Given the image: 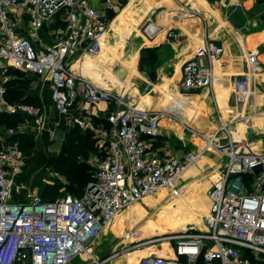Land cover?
I'll return each mask as SVG.
<instances>
[{"label":"built area","instance_id":"obj_1","mask_svg":"<svg viewBox=\"0 0 264 264\" xmlns=\"http://www.w3.org/2000/svg\"><path fill=\"white\" fill-rule=\"evenodd\" d=\"M91 1L0 0V112L32 114L41 128V108L9 100L7 82L11 69L49 77L56 110L66 115L83 97L87 104L75 118L76 125L104 141L93 179L80 196L66 192L45 199L17 181L24 156L19 141L8 138L21 132L25 124L6 129L0 141V264H73L130 205L161 190L168 197L182 194L181 176L202 153L189 152L181 159L156 146L164 111L135 105L74 71L79 56L100 49L110 21ZM59 19L66 22L65 27H56ZM223 51L222 45L207 39L203 51L184 62L181 90L210 86L214 78L211 62ZM247 60L249 69L256 70L258 51L252 50ZM251 85L248 76L234 80L237 100L249 94ZM102 101L115 107L107 115L108 125L96 126L93 108ZM218 131L211 132L213 142H205L202 149L216 150L221 171L207 190L210 202L202 216L203 228L188 224L173 233L141 238L121 246L120 251L114 248L103 260L91 255L94 264L112 262L129 250L157 243L173 245L166 254L152 250L142 255L137 264H264V151L241 150L237 144L242 141L235 144L229 131L228 141L221 143L216 140ZM202 136L208 140L209 135ZM17 194L23 198H15ZM132 234L127 230L124 238L130 240Z\"/></svg>","mask_w":264,"mask_h":264},{"label":"crops","instance_id":"obj_2","mask_svg":"<svg viewBox=\"0 0 264 264\" xmlns=\"http://www.w3.org/2000/svg\"><path fill=\"white\" fill-rule=\"evenodd\" d=\"M91 4L98 10L105 12L106 15L109 10H114L116 15L113 19H110L107 31L103 36L104 48L102 52L92 60L85 58V55L79 56L73 66L76 73L87 77L98 87L120 93L131 103L150 110L160 109L150 103L151 100L146 99L147 96L151 97L153 95L151 98H157L158 94H161L162 100H160V103L162 104L159 107L162 110L171 111L174 115L178 114L185 119L199 118L201 119L200 125H208V112L211 107L206 102L208 98L212 99L215 109L218 110L219 124L227 120L223 111L220 110L223 109L220 104L221 101H224L226 107H232L231 112H234L231 114L232 117L236 115V118L241 120L240 130L243 126L244 129L246 127L248 130L249 125H252V120L257 122L264 119V113L257 109V102L260 101H257V98L263 96L257 94L258 96L256 95L254 100L251 99L255 82H258L259 87L261 86V91L264 90V29H262L263 27L260 29L259 22L262 20L257 15V10L260 9L263 3L258 0H92ZM233 5H237L239 10L230 18L228 17V11ZM121 13H123L124 18L118 20ZM45 31L46 27L41 33L45 34ZM172 32L178 33V36L174 37ZM207 39L222 45L224 48L223 54L211 62L214 69L213 83L211 86L200 90V93H194L196 95L183 94L181 93L183 64L185 61L198 56V52L203 51ZM124 46L132 47L129 59L117 55V49ZM151 48L154 50L149 55H143L145 49ZM252 50L258 51L259 60L258 67L253 71L249 69L247 60L248 54ZM138 57H142V62H144L139 68L136 66ZM77 61L81 64H89L91 68L102 73L103 78H95L85 73L82 66L75 67ZM116 61L121 64L117 71L107 65L115 64ZM121 67L126 70L123 79L118 78L116 75ZM25 74L30 79L29 86L24 90L25 95L30 96L38 104L35 106L41 108L43 124L41 128H38L35 116L23 113V123L25 125H22L21 133L33 137L36 154H38L36 160L40 159L42 162L59 154L64 139L75 127H79L76 125L75 118L81 115L82 108L87 102L83 97H79L71 106L68 114H60L51 98L52 82L50 78L29 72H25ZM108 75L116 76L120 83L116 84ZM244 76L251 79V91L241 101L236 98L233 104L232 98L235 95L234 80ZM145 86V92L141 93ZM114 107V104L103 101L94 105L93 120L97 119V122L94 120L95 125L105 124L104 120H107L109 111ZM252 107L255 110L252 111ZM240 134L242 133L240 132ZM3 138L4 136H0V141ZM94 138L99 141L102 140ZM57 139H60V142L58 148L54 149L52 148L53 143ZM223 139L221 138L219 142L225 141ZM199 140L202 141L201 138ZM103 143L101 142V145ZM163 150L181 159L190 152H181L172 149L170 146ZM210 150L212 152L209 151V148L202 151V147H199L201 154L207 151L212 153L210 158L216 164L218 154L216 150ZM201 159H198L200 164L203 162ZM191 165L186 169L187 171L185 170L184 176H181L180 181L183 184L184 181L190 180L189 178L196 174L195 163ZM42 179L41 169L35 164L28 166V163L24 160L23 171L18 175L17 181L42 193L45 185H47L42 183ZM193 182L199 183V181ZM210 182L211 180L207 181L204 177L200 180V183L204 184L203 188L208 187ZM15 198L22 199L23 195L17 194ZM206 198L205 208L200 213L208 210L210 200L207 192ZM171 215L173 214L171 213ZM197 218L193 222L201 219V217ZM175 219V221H179L182 217L178 216ZM99 242L95 245L96 247L101 246ZM148 252L150 251L137 250L132 254L138 257L141 253L143 255ZM155 252L166 254L167 250H156ZM81 256L76 260L84 262L85 258L81 261Z\"/></svg>","mask_w":264,"mask_h":264},{"label":"rangeland","instance_id":"obj_3","mask_svg":"<svg viewBox=\"0 0 264 264\" xmlns=\"http://www.w3.org/2000/svg\"><path fill=\"white\" fill-rule=\"evenodd\" d=\"M264 1V0H263ZM264 6V4L262 5ZM232 8L228 11V17H232L233 14L238 12L239 7H236V5L231 6ZM260 10H263L262 8L257 10V15L260 16L261 20L259 23L260 29H264V19L260 15ZM263 14V13H262ZM227 17V18H228ZM229 18V19H230ZM23 29L25 31V34L27 33V26L26 22H22ZM108 41V40H107ZM108 50V49H107ZM135 51V49H133ZM99 51V50H98ZM107 52V51H106ZM132 47L131 46H124L117 49V55L121 56L122 58L131 57ZM146 54V52H143V55ZM142 56V54H141ZM120 62L116 61L115 64H107L110 68L113 70H116L120 67ZM137 68L144 63L142 62V57L137 58ZM143 65V64H142ZM120 79H123V77L118 76ZM212 85V84H211ZM210 85V86H211ZM261 85V84H260ZM146 86L141 90V93L145 92ZM254 92L252 93L251 99L254 100L257 94L263 96L258 97L257 102L258 106L257 109H259L261 112L264 113V90L261 91V86L259 87L258 82H255L254 84ZM200 90L197 91H191V92H184L181 90V93L183 94H194V93H200ZM202 92V91H201ZM151 94V93H150ZM161 94H158V97L151 98L150 96H147L146 99L151 100L150 103H152L154 106H156L157 109L162 110L159 105L160 100H162ZM196 95V94H194ZM258 96V95H257ZM232 103L234 104L236 101V95H233ZM164 100V99H163ZM206 102L211 106L210 110L208 112L209 118H208V125H200L199 118H183L178 114H173V112L164 111V116L161 119L162 122V129L161 133L156 141V144L158 143V147H161L162 149H165L167 146H170L172 149H177L179 151L183 152H193V151H199V147L205 148V138H203V134L210 135L212 130L216 131L219 129V133L217 135V141H219L221 138H224L223 143L228 141L229 134L232 135V139L234 140V143H242L237 144L241 150L245 151H264V119L261 121H253L252 125L250 124L248 127V130L242 127L240 130L239 124L241 123V120L239 118H236V115L231 116L234 112L231 108H227L226 110L220 109L223 111L224 116L227 118L226 121H222L221 123L226 122V126L222 127L223 124L218 123V114L217 109H215V105L212 101V99L208 98ZM253 103L251 104V106ZM255 110V108L252 107V111ZM222 113V112H221ZM184 114V111H183ZM218 115V116H217ZM221 117V116H220ZM219 117V118H220ZM240 117V115H239ZM256 122V123H254ZM261 123V124H260ZM204 124V123H203ZM242 124V123H241ZM259 124V125H257ZM220 125V126H219ZM218 127V128H217ZM7 127L3 121L0 119V136L5 135ZM215 128H217L215 130ZM227 129V130H226ZM201 131V132H200ZM203 131V132H202ZM240 132L242 134H240ZM240 135H239V134ZM198 134V135H197ZM70 134H68L69 136ZM67 136V137H68ZM73 138V143L75 144L74 151L77 154V158L79 162L83 163L85 167H89L91 171L94 173L95 169V162H96V156L101 152V150L104 147L101 145V142L97 139L94 140L93 147L94 148H88L86 147V140L83 137L81 131L79 130L78 133H75L71 136ZM198 137V138H197ZM196 138V139H195ZM199 138L202 139V141L199 140ZM60 142V139H57L53 144L54 146L52 148H58V144ZM253 143V144H252ZM236 144V143H235ZM205 145V146H204ZM22 153L24 156V160L28 163V166H33L34 164L41 169L42 172V183L47 185H57L60 186L58 189H56V194L60 195L63 192L72 191L69 188L68 180L65 176L57 173L53 166L49 164V158L46 159V161H42L38 159V154L35 149V140H33L32 144L29 143H22ZM209 148V151L212 152ZM209 151L205 152L204 154H200L198 159L203 160L202 164H200V161L198 160L195 162V172L194 176L189 178L190 180L184 181L185 184V191L182 194H178L175 196H167L165 194V190L160 192L158 195L154 197H149L147 199H144L142 202L136 203L133 206H130L127 210H125L123 216L120 218V222L114 227L112 232L109 230L104 232L100 238V245L99 247H94L91 251V254L95 259L97 260H103L104 258L108 257L111 251L115 248L118 251L121 250V246H125L126 244L129 245L132 241H136L141 238H146L149 236L162 234L166 235L168 233H173L177 230L178 224L185 222V221H194L197 217H201L203 213H200V211L205 208V199L206 198V192L208 188H210L211 184H213L214 181L217 180V178L220 175V168L217 164L211 160L210 156L212 153ZM202 155V156H201ZM193 165V164H192ZM191 165V166H192ZM190 167V166H189ZM188 167V168H189ZM207 169L205 170V168ZM187 171V170H186ZM185 171V172H186ZM184 172V173H185ZM184 173L182 174V177L184 176ZM206 178L207 181L211 180L210 184H208V187L204 184L200 183V180L202 178ZM193 181H199L194 183ZM180 183V182H179ZM203 183V182H202ZM74 187L72 186L71 189ZM207 189V190H206ZM53 193V192H52ZM51 195V194H50ZM45 196H49V194H45ZM53 196V195H52ZM171 213L173 215H171ZM178 216L182 217L181 220L175 221ZM198 219V218H197ZM115 223V222H114ZM198 228L202 229L203 225L202 222L198 221L194 223ZM133 226H137L133 229ZM129 230L131 231L132 237L130 240H126L124 238L125 232ZM131 235V234H130ZM126 240V241H125ZM156 246L150 247V248H143V249H134L133 251L129 250L125 254H122V256L116 257L112 262H106L105 264H137L138 260L142 256L132 254V252L137 250H147V251H162L167 250L171 248L173 243H157ZM131 252V253H129ZM149 253V252H148ZM144 255V254H143ZM85 258L84 262H80L75 260L73 264H94L93 259L90 257H87L86 254L81 256L82 259Z\"/></svg>","mask_w":264,"mask_h":264},{"label":"trees","instance_id":"obj_4","mask_svg":"<svg viewBox=\"0 0 264 264\" xmlns=\"http://www.w3.org/2000/svg\"><path fill=\"white\" fill-rule=\"evenodd\" d=\"M259 2L264 4L263 0H258ZM263 10H260L261 16L264 19V6H261ZM263 13V14H262ZM116 15V12L114 10H109L107 12V18L113 19ZM56 27H65L66 22L61 21L60 19L57 20V23L55 24ZM154 49H145L146 52L145 55H149L150 52H152ZM11 78L7 82V92L6 96L9 100L13 102H26L29 104L38 105L36 101L30 98V96L25 95V88L29 86L30 79L27 78L24 71L11 69ZM0 119L3 121V123L7 127H16L19 123L24 122V115L23 113H2L0 112ZM95 122H97L96 118L94 119ZM105 125H108V121L104 120ZM79 130L81 131L83 137L86 140V147L88 148H94V140L93 132L91 130H83L79 127H75L73 131L70 133L68 137L64 139V142L61 147V151L57 156L50 157L49 164L53 166L55 171L63 176H65L69 183V189L72 191H67L69 193H72L73 195L80 196L85 186L88 182H90L93 179V172L89 167H85V165L81 162H79L77 158V154L74 151L75 144L73 143V138L71 137L75 133H78ZM11 140H18L20 143V147L22 148V143H33V137L29 136L25 133L18 132L15 136L12 138H8ZM158 146L159 144H155ZM74 187L71 189V187ZM60 186L57 185H45L43 192L41 193L45 199H53L59 195L56 193V189H58ZM53 192V193H52ZM66 192H63L64 194ZM45 194H49V196H45ZM51 194V195H50ZM60 194V195H62ZM53 195V196H52Z\"/></svg>","mask_w":264,"mask_h":264},{"label":"bare ground","instance_id":"obj_5","mask_svg":"<svg viewBox=\"0 0 264 264\" xmlns=\"http://www.w3.org/2000/svg\"><path fill=\"white\" fill-rule=\"evenodd\" d=\"M123 18H124V15H123V13H121L120 15H119V17H118V20H123ZM103 39V38H102ZM101 42H102V40H101ZM103 48H104V43L102 42V47H101V49L99 50V51H97L96 53H91V54H85V58H88V60H92L94 57H96V56H98L101 52H102V50H103ZM79 67V66H82V68H83V70H84V72L85 73H87V74H90L91 76H93V77H95V78H99V79H102L103 78V75H102V73H100V72H98V71H96V70H94L93 68H91L90 67V65L89 64H86V63H84V64H81V62H79V61H77V63L75 64V67ZM110 78H112V80L117 84V83H120L119 82V79L116 77V76H114V75H108ZM220 104H221V106H222V108H223V110H226L228 107H226V105H225V103H224V101H221L220 102ZM208 137V140H206L205 142L206 143H208V144H211L212 142H213V139H212V136H207ZM161 191H163V190H161ZM160 191V192H161ZM159 193V192H158ZM154 195H156V194H154ZM151 196H153V195H151ZM147 197H149V196H147ZM146 198V197H145ZM136 204V203H135ZM132 205H134V204H132ZM131 206V205H130ZM129 206V207H130ZM128 208V207H127ZM126 208V209H127ZM125 209V210H126ZM125 210L122 212V213H120L119 215H117L116 216V220H115V223L109 228V231L110 232H112V230L114 229V227L120 222V218H121V216L123 215V213L125 212ZM207 211H204V212H202L203 214L204 213H206ZM203 214H202V216H203ZM202 216H201V219L198 221V223L199 222H202ZM197 222V221H196ZM196 222H193V221H191V222H182V223H179L178 225V228H177V230H179V229H181V228H183V227H185V226H187L188 224H194V223H196ZM90 252V253H89ZM89 252H87V253H85L88 257H91V251H89Z\"/></svg>","mask_w":264,"mask_h":264},{"label":"water","instance_id":"obj_6","mask_svg":"<svg viewBox=\"0 0 264 264\" xmlns=\"http://www.w3.org/2000/svg\"><path fill=\"white\" fill-rule=\"evenodd\" d=\"M125 73H126V70H125L123 67H121V68L118 70V72H117L118 76H120V77L125 76ZM200 132H201V131H200ZM202 132H203V131H202Z\"/></svg>","mask_w":264,"mask_h":264}]
</instances>
